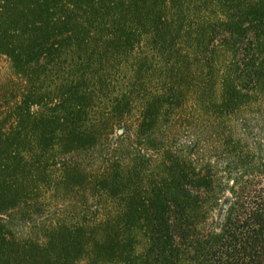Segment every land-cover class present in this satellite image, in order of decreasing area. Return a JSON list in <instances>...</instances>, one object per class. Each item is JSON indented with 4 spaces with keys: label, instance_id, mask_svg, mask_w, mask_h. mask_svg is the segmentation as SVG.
Wrapping results in <instances>:
<instances>
[{
    "label": "trees",
    "instance_id": "1",
    "mask_svg": "<svg viewBox=\"0 0 264 264\" xmlns=\"http://www.w3.org/2000/svg\"><path fill=\"white\" fill-rule=\"evenodd\" d=\"M0 55V264L130 230L134 264H264V0H0ZM58 157L118 201L69 263L50 243L81 228L26 243L3 218Z\"/></svg>",
    "mask_w": 264,
    "mask_h": 264
},
{
    "label": "rangeland",
    "instance_id": "2",
    "mask_svg": "<svg viewBox=\"0 0 264 264\" xmlns=\"http://www.w3.org/2000/svg\"><path fill=\"white\" fill-rule=\"evenodd\" d=\"M7 67L6 57L0 55V81L3 83L9 76ZM1 99L2 97L0 98L2 117L8 102ZM33 109L35 110L36 107ZM132 114L135 115L136 112L133 110ZM61 162L62 159L58 157L50 170H37L34 173V170L31 171L37 178L33 179L34 182L30 181L26 185L22 181H17V184L11 185L10 189L8 186L4 187L3 197L19 196L20 203L17 209L3 218L7 221L10 234L17 241L26 243L44 244L49 231L60 225L81 228L76 232L69 230L68 234L61 233L60 235L65 237L60 240L58 237L55 243H50L53 248H49V252L56 255L59 261L65 258L69 263L73 261L72 257L77 255L81 254L82 258L88 238L93 235L90 229L93 221L98 218L107 220L111 217L112 212L118 209V201L93 191L91 181L95 173L76 169L62 172V167L59 166ZM95 206L96 209L93 211L92 207ZM130 221L132 222L133 219ZM88 226L90 227L87 228ZM124 237L129 241L117 247H113L108 241L104 242L89 250L90 257L83 254L82 260L73 264H123L126 259H128L126 264H134L135 257H128V253L134 251L138 254L144 251L146 239L135 230L124 232ZM27 250L25 252L29 261L46 264L47 257L39 249ZM14 252L11 249V255Z\"/></svg>",
    "mask_w": 264,
    "mask_h": 264
}]
</instances>
